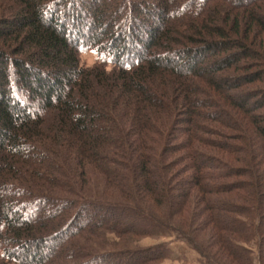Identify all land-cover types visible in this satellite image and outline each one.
Returning <instances> with one entry per match:
<instances>
[{"label":"trees","instance_id":"16d2710c","mask_svg":"<svg viewBox=\"0 0 264 264\" xmlns=\"http://www.w3.org/2000/svg\"><path fill=\"white\" fill-rule=\"evenodd\" d=\"M168 236L264 264V0H0V264Z\"/></svg>","mask_w":264,"mask_h":264},{"label":"rangeland","instance_id":"374dc122","mask_svg":"<svg viewBox=\"0 0 264 264\" xmlns=\"http://www.w3.org/2000/svg\"><path fill=\"white\" fill-rule=\"evenodd\" d=\"M79 59L81 64L90 67L96 64L100 60V57L95 51L86 50L79 54ZM158 243H167V246L172 252L169 260L162 261L159 264H195L196 255L194 252L186 248L175 236L164 237L160 240L146 238L139 243V246L149 247Z\"/></svg>","mask_w":264,"mask_h":264}]
</instances>
